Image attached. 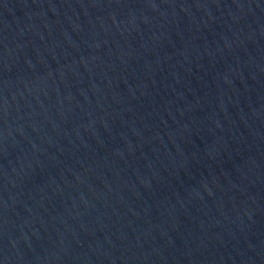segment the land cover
Here are the masks:
<instances>
[{
	"label": "water",
	"instance_id": "obj_1",
	"mask_svg": "<svg viewBox=\"0 0 264 264\" xmlns=\"http://www.w3.org/2000/svg\"><path fill=\"white\" fill-rule=\"evenodd\" d=\"M0 264H264V0H0Z\"/></svg>",
	"mask_w": 264,
	"mask_h": 264
}]
</instances>
